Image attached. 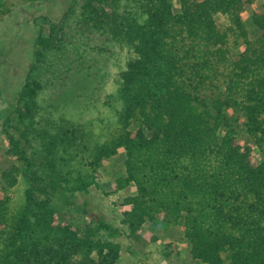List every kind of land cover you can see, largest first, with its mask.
<instances>
[{
  "label": "trees",
  "instance_id": "trees-1",
  "mask_svg": "<svg viewBox=\"0 0 264 264\" xmlns=\"http://www.w3.org/2000/svg\"><path fill=\"white\" fill-rule=\"evenodd\" d=\"M36 1L0 3V21ZM256 1H69L39 32L1 123L20 165L0 171V264H119L121 230L87 194L120 151L133 188L122 214L130 239L143 225L178 223L198 264H264V3L248 19L254 37L243 19ZM113 44L131 55L118 73L122 108L109 140L91 146L52 97L101 83ZM20 178L13 211L6 193Z\"/></svg>",
  "mask_w": 264,
  "mask_h": 264
},
{
  "label": "rangeland",
  "instance_id": "rangeland-1",
  "mask_svg": "<svg viewBox=\"0 0 264 264\" xmlns=\"http://www.w3.org/2000/svg\"><path fill=\"white\" fill-rule=\"evenodd\" d=\"M5 1L1 0L0 3ZM69 1L26 2L17 5L0 21V171L8 169L13 162L20 165L15 162V158L7 155L8 140L2 132L1 123L14 108L17 94L33 62L39 32L47 33L48 23H55L61 18ZM171 2L177 7V0ZM263 3V0H257L245 7L243 19L251 38L256 34L249 25V16L259 10ZM220 21L226 24L222 17ZM111 51L104 63L105 78L101 83L86 84L81 81L75 84V88L69 89L70 86L67 85L61 93L52 97L59 106L58 113L78 125L91 146L109 140L118 126L117 117L122 108L117 97L118 73L131 55L126 47L121 48L117 44L111 46ZM63 92L65 94L62 97ZM58 96L62 97V101L58 102ZM47 102L48 100L42 104ZM238 139L245 145L255 146L243 133L238 135ZM124 159L125 154L120 151L103 160L87 194L90 203L103 215L106 222L121 230V237L116 240L121 250L119 264H198L190 257L189 245L184 240L178 223H170L165 229L146 224L138 230L137 238L128 237V230L122 224V214L128 208L125 198L133 194V188L131 184L123 182ZM1 188L0 183V197L3 195ZM25 189L26 183L20 178L16 186L6 193L10 195L9 204L13 211L21 207ZM80 202L82 201L78 204ZM73 218L76 220L80 217L73 215Z\"/></svg>",
  "mask_w": 264,
  "mask_h": 264
},
{
  "label": "crops",
  "instance_id": "crops-1",
  "mask_svg": "<svg viewBox=\"0 0 264 264\" xmlns=\"http://www.w3.org/2000/svg\"><path fill=\"white\" fill-rule=\"evenodd\" d=\"M187 252V251H186ZM191 260V259H190Z\"/></svg>",
  "mask_w": 264,
  "mask_h": 264
}]
</instances>
